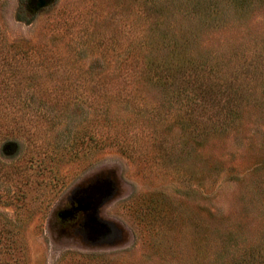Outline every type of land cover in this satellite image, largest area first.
I'll list each match as a JSON object with an SVG mask.
<instances>
[{
  "label": "rangeland",
  "instance_id": "rangeland-1",
  "mask_svg": "<svg viewBox=\"0 0 264 264\" xmlns=\"http://www.w3.org/2000/svg\"><path fill=\"white\" fill-rule=\"evenodd\" d=\"M0 264H264V0H0Z\"/></svg>",
  "mask_w": 264,
  "mask_h": 264
}]
</instances>
